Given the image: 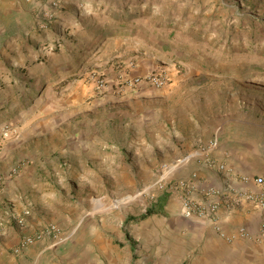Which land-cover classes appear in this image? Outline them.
Listing matches in <instances>:
<instances>
[{
	"label": "rangeland",
	"instance_id": "374dc122",
	"mask_svg": "<svg viewBox=\"0 0 264 264\" xmlns=\"http://www.w3.org/2000/svg\"><path fill=\"white\" fill-rule=\"evenodd\" d=\"M250 112L264 114V0H0V180L28 166L11 171L14 200L0 210L54 186L49 215L62 223L26 236L55 227L61 241L107 217L117 264L196 262L200 251L169 243V216L128 218L212 142L234 150L225 148L228 166H264V139L242 154L246 136L233 138ZM26 236L9 246L0 237L1 264H20ZM252 244L201 262L264 264V241Z\"/></svg>",
	"mask_w": 264,
	"mask_h": 264
},
{
	"label": "crops",
	"instance_id": "0c3cea01",
	"mask_svg": "<svg viewBox=\"0 0 264 264\" xmlns=\"http://www.w3.org/2000/svg\"><path fill=\"white\" fill-rule=\"evenodd\" d=\"M57 80V79H56ZM250 121L246 133L236 134L233 138L246 136L247 143H240L238 150L243 154L244 149H252L258 147L260 138L264 139V114L247 113ZM61 121L65 118L60 116ZM7 123V122H5ZM2 122L0 124L3 125ZM223 137V136H222ZM221 139L224 141V139ZM244 138V137H243ZM222 141V142H223ZM4 139L0 133V145ZM260 144V143H259ZM244 146V147H242ZM227 147L224 144L219 145L217 142L216 149L207 153L208 156H200V161L193 160L190 166L185 167L184 171L175 172V178L178 180L189 178L192 174L198 175V187L194 192V197L197 200H209L210 196L205 189L214 187L222 193L215 197L220 202L221 208L218 213L219 219L213 223L207 219L191 218L185 219L181 215L180 193L167 192L160 195L156 203L162 206L163 216H169L171 221L170 225V242L177 248V246H184L185 251L198 250L200 253L196 255V262L192 264H203L202 259H213L216 262L223 263L226 259H231L232 256H244L246 250L252 246V242L244 239H238L235 242L228 243L224 236H231L237 233L241 228H245L251 232H255L261 222L264 220V210L249 201H242L235 206H229L225 195H230L235 190H248L251 192L259 191V187L255 183L258 177L264 178V166H228L224 151ZM230 155L235 154L228 148ZM245 151V150H244ZM223 152V153H222ZM247 153V151H245ZM214 159L217 163H227L226 172H221L218 167L209 165L210 159ZM231 164V163H230ZM17 168L18 175L28 169V166H11L8 175L4 180H0V201L3 203H11L13 201V185L11 186V171ZM6 169V168H5ZM51 171L57 174L54 168ZM17 174H15V179ZM172 181V180H171ZM50 186V184H49ZM15 187V186H14ZM50 193L41 194L40 197L30 198L29 195L17 196L19 198L16 208H12V212L4 211V207L0 213V237L1 243L5 246L11 245L19 240L22 236L33 234L43 229L49 222L61 225L60 217L56 214L52 215L50 219V212L53 211L55 206L50 205L49 199L53 203L57 201V192L54 186H51ZM15 189V188H14ZM38 193L41 190L37 191ZM25 194V193H23ZM223 194V195H222ZM166 196V197H165ZM166 198V199H165ZM164 200L163 204H160ZM155 203V204H156ZM154 204V205H155ZM26 208H29L31 214L26 218L25 226L19 227L12 223L10 218L22 214ZM66 211V210H65ZM75 208L69 207L68 219H73L71 216ZM5 213V215H4ZM15 226V228L13 227ZM216 226L221 228V234L216 230ZM114 226L112 221H107L106 218H99L98 220L90 221L88 224L79 225L75 229L73 237H65L58 242L52 241L48 247L42 246L43 242L33 244L25 248L22 252L20 264H105L102 263L99 256L104 254L108 256L109 264H117L113 260L114 248L112 246L113 240L107 237V234L113 232ZM49 240V239H48ZM254 243V242H253ZM255 250H257L256 246ZM99 253V255L97 254ZM2 255V254H0ZM35 256V258H34ZM32 259V260H31ZM2 260L0 259V264ZM6 264H18L16 261H7Z\"/></svg>",
	"mask_w": 264,
	"mask_h": 264
},
{
	"label": "built area",
	"instance_id": "2783aa9c",
	"mask_svg": "<svg viewBox=\"0 0 264 264\" xmlns=\"http://www.w3.org/2000/svg\"><path fill=\"white\" fill-rule=\"evenodd\" d=\"M31 2L33 0H27ZM138 82L139 80H135ZM134 81V84H135ZM8 134H6L7 136ZM217 141L212 142L208 151L204 153L211 152L216 149ZM209 165L217 166L221 172L227 171V166L224 163H217L214 159H210ZM17 172V168H14L13 173ZM256 185L260 188L257 192H251L248 190H235L230 195H225L227 199V204L229 206H235L242 201H249L254 203L256 206L264 210V178L258 177L255 179ZM198 175L192 174L189 178L170 182V190L172 192L180 193V204H181V215L185 219L198 218V219H207L213 223H216L219 219L218 213L221 208L220 202H218L215 197L220 195L222 192L214 187L205 189L207 194L210 196L209 200H197L194 197V192L198 187ZM223 195V194H222ZM31 212L29 209H26L22 214L18 216H12L10 218L12 223H15L19 227L25 226L26 218L30 216ZM216 230L221 234V228L216 226ZM51 237L55 241L61 239L60 233L57 228L51 227L46 233L40 232V234L26 236L20 242L16 251H20L25 247H28L31 244L43 240L45 237ZM224 238L230 242L237 239H244L255 243H261L264 241V220L259 225V228L255 232H251L245 228H241L237 233L232 234L231 236H224Z\"/></svg>",
	"mask_w": 264,
	"mask_h": 264
},
{
	"label": "trees",
	"instance_id": "16d2710c",
	"mask_svg": "<svg viewBox=\"0 0 264 264\" xmlns=\"http://www.w3.org/2000/svg\"><path fill=\"white\" fill-rule=\"evenodd\" d=\"M166 197V196H165ZM166 199V198H165ZM164 200L161 201L160 204H163ZM161 215L162 214V206H158V204L156 203L155 205L151 206L150 208H148L146 210V212L144 214H142L139 218H128L129 221H143L145 219H147L148 217L152 216V215Z\"/></svg>",
	"mask_w": 264,
	"mask_h": 264
},
{
	"label": "bare ground",
	"instance_id": "6f19581e",
	"mask_svg": "<svg viewBox=\"0 0 264 264\" xmlns=\"http://www.w3.org/2000/svg\"><path fill=\"white\" fill-rule=\"evenodd\" d=\"M64 78L66 79V77H60V78H58L54 83L58 84V83L62 82V80H63ZM50 90H51V89H50ZM48 92H49V90H48Z\"/></svg>",
	"mask_w": 264,
	"mask_h": 264
}]
</instances>
